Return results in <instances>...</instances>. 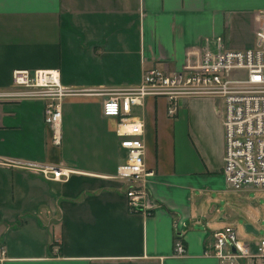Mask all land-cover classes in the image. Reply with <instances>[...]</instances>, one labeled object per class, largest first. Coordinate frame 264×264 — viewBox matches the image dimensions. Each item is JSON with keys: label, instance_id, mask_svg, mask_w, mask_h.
<instances>
[{"label": "crops", "instance_id": "crops-1", "mask_svg": "<svg viewBox=\"0 0 264 264\" xmlns=\"http://www.w3.org/2000/svg\"><path fill=\"white\" fill-rule=\"evenodd\" d=\"M262 25L264 0H0V91L18 90L15 69H58L74 91L59 144L42 99L0 100V264H221L205 252L229 226L234 190L222 171V102L182 96L174 116L163 96L133 106L154 170L148 212L129 209L130 182L117 177L127 151L102 104L154 66L174 73L206 51L252 48ZM51 167L68 176L47 177Z\"/></svg>", "mask_w": 264, "mask_h": 264}, {"label": "built area", "instance_id": "built-area-1", "mask_svg": "<svg viewBox=\"0 0 264 264\" xmlns=\"http://www.w3.org/2000/svg\"><path fill=\"white\" fill-rule=\"evenodd\" d=\"M233 70H243L241 76L230 77ZM12 83L16 91H0V100L39 98L44 101V120L54 131V142H60L62 101L74 93L61 82L58 69H15ZM147 96H163L168 100V114L177 111V99L182 96H209L222 102L224 130L223 174L234 190L264 189V26L256 32V43L245 50L221 49L206 51L202 62L193 68L170 73L154 66L147 69L139 85L114 88L103 101L104 116L118 120L117 134L127 157L117 170V177L130 182L126 190L129 209L148 212L152 204L147 179L154 170L145 164L144 122L133 116L132 108L143 104ZM49 178L68 176L60 168H47ZM221 264H264V237L254 246L239 239L236 230L226 226L214 233V243L205 252ZM174 254L183 256V237L176 233Z\"/></svg>", "mask_w": 264, "mask_h": 264}, {"label": "rangeland", "instance_id": "rangeland-1", "mask_svg": "<svg viewBox=\"0 0 264 264\" xmlns=\"http://www.w3.org/2000/svg\"><path fill=\"white\" fill-rule=\"evenodd\" d=\"M243 73V70H233L230 77L241 76ZM225 213L229 214L227 222L236 229L239 239L259 240L264 237V189L233 190L228 196ZM246 224L253 225L258 233H248Z\"/></svg>", "mask_w": 264, "mask_h": 264}, {"label": "water", "instance_id": "water-1", "mask_svg": "<svg viewBox=\"0 0 264 264\" xmlns=\"http://www.w3.org/2000/svg\"><path fill=\"white\" fill-rule=\"evenodd\" d=\"M245 228L248 233H258V231L251 224H246Z\"/></svg>", "mask_w": 264, "mask_h": 264}, {"label": "bare ground", "instance_id": "bare-ground-1", "mask_svg": "<svg viewBox=\"0 0 264 264\" xmlns=\"http://www.w3.org/2000/svg\"><path fill=\"white\" fill-rule=\"evenodd\" d=\"M61 169V168H60ZM63 178V177H62ZM62 178H60V179H62ZM52 179H55V178H52Z\"/></svg>", "mask_w": 264, "mask_h": 264}]
</instances>
